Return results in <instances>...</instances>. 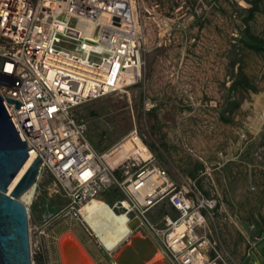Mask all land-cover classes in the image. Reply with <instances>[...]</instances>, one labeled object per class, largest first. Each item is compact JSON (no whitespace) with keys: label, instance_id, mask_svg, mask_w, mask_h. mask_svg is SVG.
Returning a JSON list of instances; mask_svg holds the SVG:
<instances>
[{"label":"built area","instance_id":"built-area-1","mask_svg":"<svg viewBox=\"0 0 264 264\" xmlns=\"http://www.w3.org/2000/svg\"><path fill=\"white\" fill-rule=\"evenodd\" d=\"M175 1L189 8L186 0ZM146 18L165 36L178 25L162 12L161 0H0V95L22 103L17 108L4 100L30 156L40 158L33 200L42 193L38 182L50 174L55 183L49 190L69 200L61 213L86 226L85 204L115 188L123 197L108 206L126 216L127 226L138 224L112 249L86 226L109 254L139 234L153 239L169 264H239L205 230L215 219L217 198L205 196L190 179L176 184L136 131L130 138H138L148 156L112 164L118 146L100 152L88 138L87 122L76 115L83 104L129 92L142 80ZM164 202L173 213L155 223L148 213ZM53 216L43 214L46 221ZM233 223L255 251L258 238Z\"/></svg>","mask_w":264,"mask_h":264},{"label":"rangeland","instance_id":"rangeland-1","mask_svg":"<svg viewBox=\"0 0 264 264\" xmlns=\"http://www.w3.org/2000/svg\"><path fill=\"white\" fill-rule=\"evenodd\" d=\"M189 1L196 15L202 16L208 8H204L203 2L214 0ZM172 2L176 4L175 0H162V7L169 11ZM253 6H257L254 17L246 21ZM215 11H219L217 6L210 8L207 21L200 17L196 24L199 29L190 34L194 40L187 46V53L192 56L186 57L190 67L187 71L193 69L194 75L204 73L209 79H193L197 84L184 79L189 84L187 88L172 83L171 58L177 56L173 50L177 46L173 35H166L159 55L171 61L167 67L149 55L146 45L142 79L145 67L148 69L156 62L153 80L146 81L141 88H136V84L129 92L89 101L77 109L76 115L87 122L88 138L100 152H109L136 131L176 184L190 179L205 196L217 198L215 219L207 221L205 230L224 244L214 229L218 218L223 219L225 226L230 223V230L236 227L233 220L245 224L249 230H254L250 228L252 224L255 228L264 227V53L247 49L243 42L246 24L254 35L264 39V0H233L225 21ZM203 23H206L204 33ZM239 71L249 77L257 91L230 90ZM235 102L240 106L236 108ZM223 113L228 121L221 118ZM226 158L232 163L220 167ZM54 183L53 176L45 174L38 182L41 196L27 205L32 264H64L61 241L66 235L78 242L93 264H118L115 257L122 248L133 237L141 236L134 234L126 239L110 253L113 262L109 261L98 238L87 231L89 226L61 213L69 200L61 192L49 190ZM30 197L24 195L22 201L27 203ZM98 200L93 208L82 209L86 220L99 214H105L108 222L119 217L108 206L112 196L103 195ZM168 209L166 202L160 203L148 216L156 223ZM44 213L54 216L46 221ZM109 232L121 237L126 229L116 222ZM157 262L166 261L162 256Z\"/></svg>","mask_w":264,"mask_h":264},{"label":"water","instance_id":"water-1","mask_svg":"<svg viewBox=\"0 0 264 264\" xmlns=\"http://www.w3.org/2000/svg\"><path fill=\"white\" fill-rule=\"evenodd\" d=\"M4 100L16 103L17 108L22 104L0 95V264H32L28 207L21 197L36 185L40 158L32 161L9 192L12 182L29 160L30 154L28 144L20 138ZM137 224L138 220L133 221L130 228L135 230ZM158 248L150 237L135 236L115 259L118 264H146L152 260ZM102 253L113 262L105 249H102Z\"/></svg>","mask_w":264,"mask_h":264},{"label":"crops","instance_id":"crops-1","mask_svg":"<svg viewBox=\"0 0 264 264\" xmlns=\"http://www.w3.org/2000/svg\"><path fill=\"white\" fill-rule=\"evenodd\" d=\"M187 1V5L189 6L188 9H182L181 4L179 2H174L172 5L171 10H167L165 7H162V12L165 14H169L170 16H175L176 17V22L178 25H175L171 31V35H173V39L175 40L177 48H174L175 53H177V56L175 58H171L173 60V64L171 63V74H173L172 77V83H177L178 85H183V87L187 88L189 84L183 82L184 79L191 80L190 82L194 83L197 80H202V79H209V76L204 75H199V73H195L194 75V70L191 69L190 71H187L190 67L188 66V61L189 59L186 58L187 56H192L189 53H187V46L191 40L193 41L194 39L190 35L191 33H194L196 29V24L200 20V17L202 21H207V17L210 12V8L213 6H217L219 8V11L217 15L220 20H227V9L229 7L231 8V3H233V0L227 1V0H214L210 3V1L206 4L203 2V6L205 11L202 12V16L196 15V10L194 11V6L193 4L189 1ZM238 1V0H237ZM162 2V0H161ZM148 4V3H146ZM242 4V3H240ZM162 5V3H161ZM208 5V6H207ZM230 12V10H229ZM166 14V15H167ZM209 19V18H208ZM182 24H185L182 26ZM205 25L206 23H203V27L201 28V31L204 33L205 32ZM144 31H145V37H146V45L148 46V53L149 55H153L156 57V60L159 59L163 63L166 64L167 67V62H171L168 60L167 56L159 55V52L161 51V42L163 37L165 36L164 31H160L156 25L153 23L151 19L145 20L144 24ZM168 50V49H167ZM169 52V51H168ZM172 56V54H169ZM147 63V62H146ZM156 68V62L152 63L150 67L147 69L145 67L144 69V78L135 86L136 88H141L143 87L146 81H151L153 80L155 76V69ZM149 73V77L147 75V72ZM208 71L210 72V69L208 68ZM146 78H149L146 80ZM195 79V80H193ZM183 82V83H181ZM197 84V82H196ZM192 86V85H190ZM202 88H204V84H202ZM203 92V91H202ZM205 92V91H204ZM203 95V93H202ZM186 97V95L184 94ZM193 98V96H189ZM154 106V104H152ZM234 161H237L234 159ZM232 163L231 159L226 158L223 163L220 165V167H225L228 164L230 165ZM120 195H117L116 197L112 198V204L115 202L117 199H120L123 197L121 192L118 190ZM169 207V206H168ZM169 213H173V210L169 207L168 211ZM238 223V222H237ZM227 227L225 226V222H223V219L218 218L216 222H214V229L217 233L218 236H220V239L223 240L226 248L233 254L236 262H240L241 264H264V227L258 226L254 230H249V228L246 227L245 224L241 223L239 224L241 228L244 230V232L248 235H250L252 238L257 237L258 242H257V248L255 251H249V244L246 241L245 236L243 233L236 227L234 229L230 230L232 228L230 223H226ZM238 229V230H237Z\"/></svg>","mask_w":264,"mask_h":264},{"label":"bare ground","instance_id":"bare-ground-1","mask_svg":"<svg viewBox=\"0 0 264 264\" xmlns=\"http://www.w3.org/2000/svg\"><path fill=\"white\" fill-rule=\"evenodd\" d=\"M135 140V141H134ZM143 143L138 138H128L123 143H121L116 150L110 155V161L112 164H118L120 161L124 160L128 156H135V157H141L146 158L148 156V153L143 151ZM34 160V155L31 154L29 160L25 164V166L22 168L20 173L17 175L15 180L12 182L9 192L12 191L14 186L17 184V182L20 180V178L25 173L26 169L30 166L32 161ZM34 191H35V185L32 186L28 191H26L22 197L25 195L31 196V200L27 201L25 203L26 205L31 204L34 199ZM21 197V200H22ZM100 201L98 199H93L89 201L82 209L86 208H93V203ZM110 207V206H109ZM111 208V207H110ZM82 211V210H81ZM113 211V210H112ZM114 212V211H113ZM115 213V212H114ZM119 217L116 220H111L108 222V219L105 214H99L97 216H93L90 221L86 220L88 226L97 233V235L100 237V239L105 243L107 248L112 249L115 247L119 242L124 240L128 234L130 233V226H127V219L125 215H120L115 213ZM119 222V227L126 229V233L124 236H119L113 232V230H110L111 232L107 233V230L114 224ZM69 234V233H68ZM78 242H75L74 239H72L69 235H66L62 241H61V247H62V254L64 259V264H93L88 256L86 255V251L84 252L82 248L77 244ZM89 255V254H88ZM162 253L156 249V252L154 254V257L151 261H149L146 264H152L157 262V259L162 258Z\"/></svg>","mask_w":264,"mask_h":264},{"label":"trees","instance_id":"trees-1","mask_svg":"<svg viewBox=\"0 0 264 264\" xmlns=\"http://www.w3.org/2000/svg\"><path fill=\"white\" fill-rule=\"evenodd\" d=\"M256 9L257 6H253L249 8L248 15L245 18L246 21L251 20L254 17V13ZM244 34L246 35V38H243V42L247 49L258 53H264V39L254 35L247 24L245 25ZM239 88L242 89L243 91H250V90L257 91V87L254 84H252L249 77L241 71H239L238 77L233 80L232 85L230 86V90L232 92H237ZM239 106H240L239 102H235V107L237 108ZM221 118L224 121L229 120V118L225 116L224 113L221 115ZM104 195L112 196V198H114V196L116 197L117 195H120V193L118 192L117 189L114 188L106 192Z\"/></svg>","mask_w":264,"mask_h":264}]
</instances>
